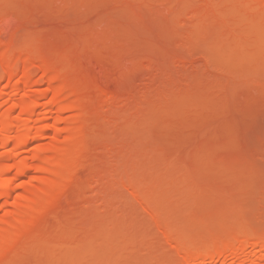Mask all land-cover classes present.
Listing matches in <instances>:
<instances>
[{
  "label": "rangeland",
  "instance_id": "374dc122",
  "mask_svg": "<svg viewBox=\"0 0 264 264\" xmlns=\"http://www.w3.org/2000/svg\"><path fill=\"white\" fill-rule=\"evenodd\" d=\"M250 1L0 0V57L11 51L32 63L44 55L78 81L61 101L68 109L46 122L90 127L78 181L4 264H56L67 254L71 262L83 253L115 255L116 264H182L129 192L138 185L164 188L154 213L193 242L224 237L247 220L264 236V14L248 13ZM74 94L81 110L69 109ZM54 130L20 156L55 145ZM12 150L0 148L3 164ZM44 170L24 176L11 201L24 206L31 201L23 193L50 190ZM11 203L0 198V215L19 213ZM128 228L135 231L126 237Z\"/></svg>",
  "mask_w": 264,
  "mask_h": 264
},
{
  "label": "bare ground",
  "instance_id": "6f19581e",
  "mask_svg": "<svg viewBox=\"0 0 264 264\" xmlns=\"http://www.w3.org/2000/svg\"><path fill=\"white\" fill-rule=\"evenodd\" d=\"M253 1L251 0L248 5L249 7L247 6L248 13L264 14V0H255L253 4L254 6H250ZM2 30L3 28L0 29V33ZM1 43L2 40L0 39V44ZM15 45L16 44H12V48L10 50L13 51V47H17V45ZM10 47L11 45L9 48ZM27 48L28 47L25 49ZM28 49L27 51H23L31 53L34 47L33 49L30 48V50L32 49L31 51H28ZM37 50L39 51V49H36L33 50V52H36ZM14 52H16L15 49ZM38 54H44L43 50L41 51L40 49ZM19 57L17 58L11 51L3 53V56L0 57V62L6 61L7 64L5 69L0 71V87L2 81L7 80V84L2 89L0 88V148L8 145L13 147V153L9 152V155H13V157H11L12 155L10 156L13 161H8V164H3L0 161V172H2V174L0 173V198H6V205H9L12 202L11 197L16 193L18 194V190H20L19 188H23V184L26 183V180L22 178L35 170L43 171L45 169L46 178L43 177L44 181L41 179L40 181H43L41 182L42 185L50 183L52 187L50 190H44V188L40 186L36 188L37 191L33 194L24 195L23 193L21 196L22 199L24 197L27 201L30 200L31 203L22 206L19 204L22 201H19L18 199L14 200L11 205H19V213L15 212L16 214L14 215L13 213H8V211L6 215H0V264H4L6 262L9 257L8 255L11 253L14 254L18 251L17 249L19 248L17 246L23 245L25 242V244L28 245V243L33 240V235H30L33 233L30 232L38 226H41V224L47 219H50L48 217H50V214L53 213L52 211L57 209L61 200H64V198L66 199V190L71 187L75 181H78L76 167L81 162V159L89 154L90 150V146H88L86 142L90 133V131L88 133L89 129L87 130V128L90 127L87 126L86 128L78 125L75 120L72 121L69 117V119H64L65 124L66 122H69L70 124L65 127H58L55 123L50 124L46 122L51 115L59 116L61 112L68 109L65 106H62L61 101L69 95V91H71L70 89H73L72 87H74L73 90H75V86L78 85V81L74 80L61 67H59L57 62L49 61V59L46 60L44 55L42 57L45 60L42 59V57H38L40 61L37 59V62L35 60V62L32 63L26 58L24 60L21 59V61ZM19 77L21 78L19 79ZM55 83L56 85H54ZM75 94L73 96V98L75 97V102L73 100V103L75 104L70 102L69 109L72 108V110H81L82 98L81 96H77ZM24 95L25 97H23ZM5 104L9 105V109L4 113V111L2 112L1 110L2 106ZM17 108L22 109V113L20 115L15 113ZM51 128L55 129L54 136L57 139L55 145L50 148L40 147L33 154L34 156H31V159H27L29 157L28 155H25L27 158L24 154L23 157L20 156L22 153L20 151L21 148L25 147L23 150H27L26 147L29 144L46 137ZM62 134H65V137ZM238 148L236 147L235 149ZM232 153H234V151H232ZM234 154L237 155V153ZM21 179L23 180L22 183H20ZM127 186L129 185L127 184ZM187 186L188 182H183L180 185V187L183 188ZM128 190L133 199L143 209H145L146 212L150 213L154 217L155 224L161 229L160 231L170 238V245L177 249L182 256L180 263L264 264V236L261 232L252 227L253 225H251V221H244V225L242 224V226L238 229L236 227V230H234V228L232 232L229 231V234L226 233L227 235L224 237L221 235L222 237H211L201 242H193L189 238L179 234V232H177L169 224L164 223L162 219L154 213V195L163 191V187L158 185L139 187L138 185L136 187H130ZM42 191V194H45V196L34 199L35 195ZM16 197L17 196L15 195V198ZM133 230L131 228H128L127 230L123 229L124 232L126 231L124 235L127 237L128 235L134 234L135 230ZM68 239H70V236ZM132 245L131 247L134 246ZM114 246L115 245L112 246L111 244L112 249H114ZM137 246L136 250L137 248H139L138 250L144 249L140 246V244ZM115 248H118V246ZM134 248L135 247H133V249ZM118 252L119 251L115 252V254ZM78 253L73 252L72 254L74 255ZM82 253L80 254L82 255ZM69 255L70 254L66 255L68 256L67 258L65 256L63 258L68 259L70 258ZM89 255L91 254H87V258ZM83 256L84 253L82 257ZM114 256L115 255H113L112 258H109V256L106 259H99L94 256V258L92 257L88 259L74 257L75 260L74 258L72 259L71 256V262L70 259H68L69 261H66L68 264H116ZM63 260L60 259L59 263L62 261V264H66ZM49 261H47L48 264H51L52 261L51 263Z\"/></svg>",
  "mask_w": 264,
  "mask_h": 264
}]
</instances>
